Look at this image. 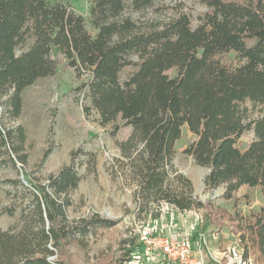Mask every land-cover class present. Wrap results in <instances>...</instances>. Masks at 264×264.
Returning a JSON list of instances; mask_svg holds the SVG:
<instances>
[{
	"label": "trees",
	"instance_id": "1",
	"mask_svg": "<svg viewBox=\"0 0 264 264\" xmlns=\"http://www.w3.org/2000/svg\"><path fill=\"white\" fill-rule=\"evenodd\" d=\"M196 1L207 10L193 25L185 12L164 22L133 19L130 12L161 11L154 0H86L91 33L85 18L58 0H0V97L8 94L7 108L17 116L22 90L55 74L56 54L62 55L76 77L83 76L75 90L88 100L84 112L95 109L99 124L112 123V132L121 125L131 129L117 142L121 158L115 161L122 177L136 185L139 211L160 202L179 211L205 206L203 231L221 223L226 212L212 214L209 202L196 201L191 181L171 163L174 144L185 126L194 140L183 152L208 168V189L225 186V199L241 185H264V113L247 121L243 106L250 101L264 110V0ZM28 40L31 44L17 54ZM125 66L135 69L121 80ZM246 130L254 137L241 150L236 143ZM11 134L0 131V138ZM14 138L24 142L22 127ZM17 159L25 162L22 155ZM78 180L70 165L49 174L47 183L24 173L23 182L35 190L32 207L24 205L18 221L0 230V264H70L66 252L77 235L117 222L67 217L66 193ZM158 215V210L151 214V221ZM248 225L264 264V215H254ZM138 237L120 239L121 262L140 247Z\"/></svg>",
	"mask_w": 264,
	"mask_h": 264
},
{
	"label": "rangeland",
	"instance_id": "2",
	"mask_svg": "<svg viewBox=\"0 0 264 264\" xmlns=\"http://www.w3.org/2000/svg\"><path fill=\"white\" fill-rule=\"evenodd\" d=\"M58 1L82 15L86 29L94 33L88 22L86 0ZM154 2L155 6H162L161 11L148 7L143 11L130 12L133 19L164 22L177 13L185 12L194 25L207 10L203 3L196 0ZM31 41L16 48V53L26 50ZM56 58L58 66L55 74L39 78L22 90L21 110L17 116L7 108L8 94L0 97V131L2 134L7 130L12 132L7 139L0 138V230H6L18 221L24 205L32 207L31 192L35 190L23 182L24 173L34 182L47 183L49 174L70 165L79 182L66 193L70 201L65 209L67 217L70 220L82 217L117 220L111 227L97 225L86 234L77 235L66 252L70 264H177L160 254L159 250L152 256L144 254L141 243L131 253L128 262H121L120 239L129 234L140 236L144 225H153L156 221L172 224L174 233L187 235L192 250L204 256V264H263L252 245L248 224L254 215H264V185H241L230 199L223 197V184L208 189L204 184L208 168L197 165L191 156L183 152L184 147L194 140L184 126L174 144L175 154L171 163L177 173L191 181L196 201L203 204L209 202L212 214L215 210L226 212L221 223L200 230L203 215L209 209L205 206L193 207L186 215L174 213L171 220L168 217L171 212L163 202L139 211V201L133 195L136 185L122 177L115 161V158H121L117 142L129 136L130 127L121 125L116 132H112V123L106 126L99 124L95 109L86 114L82 106L88 104V100L83 98V92L75 90L83 76L76 77L74 69L66 64L62 55L56 54ZM137 58V54H130L131 60L137 61ZM134 69L133 66H125L119 73L121 80ZM167 72L175 75L173 69ZM243 106L247 121L264 113L260 104L245 101ZM20 127L25 140L19 145L14 136ZM253 137L251 130L244 131L236 146L244 150ZM45 152L48 156L43 159ZM20 155L25 157L24 163L17 159ZM9 157L13 158L14 164ZM63 197L61 195L60 199ZM157 210L159 215L152 222L151 214ZM53 258L56 256L53 255Z\"/></svg>",
	"mask_w": 264,
	"mask_h": 264
},
{
	"label": "built area",
	"instance_id": "3",
	"mask_svg": "<svg viewBox=\"0 0 264 264\" xmlns=\"http://www.w3.org/2000/svg\"><path fill=\"white\" fill-rule=\"evenodd\" d=\"M170 210V220L174 218V213H183L173 206L163 202ZM195 225L196 223L193 222ZM172 224L163 221H156L153 225H144L139 236V241L143 248V253L152 256L156 250L159 253L174 261L177 264H204V256L192 250L187 235H179L171 229Z\"/></svg>",
	"mask_w": 264,
	"mask_h": 264
}]
</instances>
